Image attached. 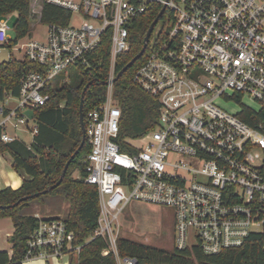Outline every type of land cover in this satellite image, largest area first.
Instances as JSON below:
<instances>
[{
  "label": "built area",
  "instance_id": "obj_1",
  "mask_svg": "<svg viewBox=\"0 0 264 264\" xmlns=\"http://www.w3.org/2000/svg\"><path fill=\"white\" fill-rule=\"evenodd\" d=\"M84 21L47 25L46 41L13 43L0 17V52L41 66L26 74L17 103L0 104L1 139L14 129L38 134L27 110L50 100L48 83L71 65L93 72L94 51L109 35L110 71L102 102L85 114L90 152L84 180L96 185L100 215L91 238L103 237L117 264H136L118 251L120 218L130 202L172 208L175 247L207 254L240 247L254 233L264 249V0H43ZM154 3L174 15L159 33L133 81L161 103L156 127L122 138V109L115 97L117 59L130 49V25ZM71 22V21H70ZM23 39V38H22ZM148 46V47H149ZM13 49H15L14 52ZM17 53L22 54L21 57ZM256 104V106L253 105ZM237 104L233 113L223 105ZM248 118V121L241 117ZM75 235L62 218L41 219L27 241L24 261L71 255Z\"/></svg>",
  "mask_w": 264,
  "mask_h": 264
},
{
  "label": "trees",
  "instance_id": "obj_2",
  "mask_svg": "<svg viewBox=\"0 0 264 264\" xmlns=\"http://www.w3.org/2000/svg\"><path fill=\"white\" fill-rule=\"evenodd\" d=\"M161 10L162 5L154 3L147 13L131 22L130 49L118 56L117 73L141 51L146 33ZM14 12L19 15L13 27L14 40L10 47L29 33L33 19L31 0H0V17H7ZM71 18V11L43 2L40 21L45 25H68ZM173 20L174 15L165 11L158 22H163L159 39L170 31ZM150 49L151 46L115 83V97L119 100L123 113L122 138L143 137L159 121V99L145 92L133 81L134 71L145 61ZM110 51L111 42L107 34L93 53L96 62L92 73L91 69L74 64L69 67L71 71L68 79L62 73L48 83L46 92L50 94V100L34 110L38 134L31 144L21 139L4 142L1 139L3 129L0 128V153L9 152L13 157V168L29 176L17 189L0 188V218L10 217L14 224V232L10 237L12 252L0 250V264H23L27 241L39 221L45 219L30 213L29 209L33 202H43L48 197H63L69 203L68 211L62 219L74 232L73 246H80L78 252L72 251L71 264L74 263L75 255L78 257L77 264H117L114 253H106L109 246L107 240L103 237L91 238L98 226L100 201L98 187L84 180L85 158L91 148L88 138L71 162L60 185L47 194L33 196L17 206L7 207L24 196L42 192L61 177L66 162L83 141L80 103L86 85L93 81L85 92V114L106 96L105 82L110 71ZM39 70L41 66L28 59L14 57L0 61V104L8 97L19 96L23 77L31 71ZM241 117L248 121L246 114H241ZM76 170L81 177L73 176ZM117 244L120 255L135 258L136 264H264L263 239L259 233L252 234L240 247L216 254H207L197 246L169 250L121 235Z\"/></svg>",
  "mask_w": 264,
  "mask_h": 264
},
{
  "label": "rangeland",
  "instance_id": "obj_3",
  "mask_svg": "<svg viewBox=\"0 0 264 264\" xmlns=\"http://www.w3.org/2000/svg\"><path fill=\"white\" fill-rule=\"evenodd\" d=\"M43 0H31V12L33 19L31 21L30 30L28 35L21 39L20 43H26L31 40L36 41H46V36L48 32V26L40 21L41 10H42ZM18 12H14L8 16V24L13 29L15 22L18 19ZM84 21V19L77 13L73 14L70 24L72 26H79ZM163 22L156 26L152 41L155 40ZM14 36L13 30L11 31ZM15 49H13L14 51ZM11 49L4 48L0 52V61L6 60ZM17 52V51H14ZM19 57L22 54L17 53ZM71 67V66H70ZM71 70L69 68L62 73L69 78V73ZM61 73V74H62ZM17 100L15 97H11L8 101L7 106L13 108ZM256 106L255 103H253ZM227 110L236 113L239 110L237 104H225L223 105ZM15 122V120H13ZM12 122V123H13ZM12 123L8 125V132L17 138L29 143L32 139L29 133L14 129ZM36 125V120L33 119L30 122V126ZM75 178L81 177L80 172L76 170L73 173ZM69 208V203L67 199L63 197H48L43 202L35 201L32 203L29 209L30 213L40 215V217H53L59 216L64 218ZM120 235L129 237L135 240L146 242L161 248L173 250L175 247V215L172 208L162 207L148 203L142 202H130L125 208L123 215L120 218ZM66 255L58 258L52 257L49 259V264H59L63 262ZM46 260V259H45ZM45 260L43 264H46ZM78 257L74 256V263L77 264ZM73 263V264H74Z\"/></svg>",
  "mask_w": 264,
  "mask_h": 264
},
{
  "label": "crops",
  "instance_id": "obj_4",
  "mask_svg": "<svg viewBox=\"0 0 264 264\" xmlns=\"http://www.w3.org/2000/svg\"><path fill=\"white\" fill-rule=\"evenodd\" d=\"M13 163V157L9 152L6 151L0 153V188L12 187L14 189H17L22 186L25 179L29 178V176L25 172L15 170L13 168ZM35 215L40 217V215ZM53 217L56 218L59 216ZM13 232L14 224L12 219L10 217L0 218V250H8L12 252V244L10 242V237ZM67 257L68 258H66L63 262L60 261L59 264H71L72 255H67ZM42 259L43 258H34L31 260H26L23 262V264H43V261L41 263ZM45 261L46 264H49V260Z\"/></svg>",
  "mask_w": 264,
  "mask_h": 264
},
{
  "label": "water",
  "instance_id": "obj_5",
  "mask_svg": "<svg viewBox=\"0 0 264 264\" xmlns=\"http://www.w3.org/2000/svg\"><path fill=\"white\" fill-rule=\"evenodd\" d=\"M166 7L164 6L162 8V10L159 12L158 16L155 18V20L152 22V24L150 25L145 39H144V45L141 49V51L127 64L125 65L118 73L117 76L114 78V82L118 81L120 79V77L123 76V74L130 68L133 66V64L143 56V54L145 53L146 49L149 46V42L151 40L152 34L155 30L156 25L158 24L159 20L161 19V17L163 16V14L165 13ZM93 83V81L89 82L82 94V98H81V103H80V122H81V127H82V131H83V141L81 143V145L79 146V148L72 154V156L69 158V160L66 162L65 167L63 169V172L61 174V177L59 178V180L55 183L52 184L51 186H49L47 189L43 190L42 192H38L35 193L33 195H29V196H24L21 199H19L16 203L9 205L7 207H14L17 206L19 203H21L22 201H25L27 199L32 198L33 196H39L40 194H47L49 191H51L52 189H54L55 187H57L58 185H60L62 183V181L64 180L66 173L68 171V168L71 164V162L73 161V159H75V157L77 156V154L80 153V151L82 150L86 139H87V135H86V126H85V113H84V98H85V92L88 89V87ZM108 82H105V84H107ZM26 113L29 115V118L32 119L34 118V111L33 110H27Z\"/></svg>",
  "mask_w": 264,
  "mask_h": 264
}]
</instances>
